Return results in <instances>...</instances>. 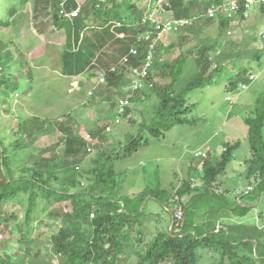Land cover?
<instances>
[{
    "label": "trees",
    "instance_id": "trees-1",
    "mask_svg": "<svg viewBox=\"0 0 264 264\" xmlns=\"http://www.w3.org/2000/svg\"><path fill=\"white\" fill-rule=\"evenodd\" d=\"M30 1L32 0H0V45L4 51L7 39L1 29L10 27L13 16ZM85 1L90 6L80 9L86 16H82L79 11L71 20L65 15L79 8L74 0L46 1L54 28L62 31L65 36V44L59 56L61 67H69L71 58H75L79 65L84 57L94 56L104 45L121 44L124 56L137 44L138 35L155 32L150 26L149 16L155 11L157 0H150L152 5L143 10L138 8L134 0ZM212 1L195 0L183 4L176 0L170 4L169 10L176 19L187 18L192 15L191 10L197 3H202L204 11ZM215 22L207 20L206 24ZM217 26L220 35L226 34L230 28L229 23L222 19L217 22ZM183 30L186 29H180L178 33ZM120 35H124L123 38H119ZM9 44L15 47L12 41ZM208 51L214 52V45H203L199 48V71L183 88L176 91L178 76L181 75L187 58L180 56L171 65L160 58L156 49L154 69L165 71L163 78L168 77L170 83L163 86L150 76L154 85L148 91L154 93L159 102L149 124L141 123L136 136H130L119 150L107 151L102 148L101 140L88 142L83 135L68 134L61 143L39 151L35 145L37 137H47L63 128L64 123L56 119L21 117L20 122L10 128V141L7 130L1 128L0 229L5 224L9 225L11 235L15 234L18 238V247L3 249L0 252V264H52V260L57 261L55 264H118L122 256L125 260L132 259V264H197L199 250H207L212 257L216 256L215 264H264L263 257H259L264 254L255 256L253 252V243L256 242L250 237L252 230L242 225L224 223L227 218H244L249 213V203L264 193V100L256 102L245 120L251 155L245 162L248 165L245 178L253 186L252 195L238 201L229 195L228 190L220 189L221 178L231 163L233 152L240 146L239 141L227 145L219 158L210 154L202 159L201 170L197 176H188L176 190H171L173 193L169 196L164 197L165 190L159 188L151 192L142 191L131 197H118L116 193L118 180L114 163L126 160L147 148L152 139H164L174 127L187 124L185 116L192 108L187 105V94L213 84L216 77L227 70L225 65L218 63V58L211 61ZM145 52L144 47L140 46L138 56L131 57L130 65L140 64L146 57ZM263 52L259 51V55H254L255 60ZM18 54L20 58L13 59L14 62H25L24 54L20 51ZM213 61L217 64L209 74ZM24 64L27 61L22 66ZM26 69L27 72H23V75L29 81L28 88L31 91L33 72L37 68L27 64ZM0 70L3 95L1 104L4 109L10 105L9 102L18 91L23 99H28L26 87H16L14 74H8L5 65ZM62 72L65 73L64 70ZM85 73H88L89 78L95 77L94 70L78 75L83 76ZM249 76L247 69L235 70V78L225 84L224 90L228 93L238 89L239 84L246 85ZM8 82L11 83V97L6 98ZM128 82L121 71L115 69L105 73V83L100 85L119 97L125 95L121 89ZM83 85L84 83H78L77 87L82 88ZM140 96L141 93H135L132 102ZM130 111L131 108H128L126 115H130ZM98 130L101 131L99 128H92L88 136L101 139V134H96ZM88 148L91 152L87 151ZM148 196L169 210L172 225L170 231H157L149 242H144L143 227L146 221H143L146 212L145 207L142 212L140 208ZM176 197L182 214L179 224L175 218L176 212L171 208V202ZM11 207L21 208V218L14 214L16 212L9 215L11 210L8 211V208ZM210 209L215 210L216 218L208 228L205 221L200 222V215ZM91 213H94V218H90ZM43 215L57 227V233L51 236V248L48 250L50 255L47 256L42 254L40 237L31 236L34 224L44 221ZM258 248L259 244H256V250Z\"/></svg>",
    "mask_w": 264,
    "mask_h": 264
},
{
    "label": "rangeland",
    "instance_id": "rangeland-1",
    "mask_svg": "<svg viewBox=\"0 0 264 264\" xmlns=\"http://www.w3.org/2000/svg\"><path fill=\"white\" fill-rule=\"evenodd\" d=\"M74 1L79 8L84 9L89 5L85 0ZM134 2L142 10L152 5L150 0H134ZM196 5L191 10L192 15L203 13L202 3L199 2ZM156 6L160 8L156 3L154 9ZM22 11L24 12L20 13V18L14 17L13 33L11 30L1 29V31L4 32L6 39H14L15 44L23 47V49L21 47V49L15 48L20 52L24 51L25 62L15 61L17 64L14 62L13 59L19 60L20 55L13 54L11 45L7 43L5 51L0 45V67L5 65L6 72L14 74L17 88L26 87L28 99H23L20 91H18L9 102L10 105L4 109L1 104L3 95L0 86V133H2L1 128L6 129L10 141V128L18 124L21 117L39 116L43 119H56L64 123L61 131H56L47 137H37L35 145L39 151L61 143L68 134H80L86 138L91 134L92 128H99L101 131H96V134H101L102 138L91 137V140L93 142L101 140L102 148L111 151L119 150L121 145L127 143L130 136H136L141 123L149 124L155 106L159 102L158 97L149 91L141 94V99L138 98L132 102L128 119L121 120L117 125L113 124L116 117L118 95H114L115 92L111 93L105 86L100 85L99 74H105L120 64L123 50L121 44L104 45L99 53L89 58L84 57L79 65L76 64L75 58H71L69 67L64 68L59 63V56L61 48L65 44V36L62 31H56L54 28L48 6L45 5L44 0H36L35 2L32 0ZM80 12H82V16H86V13L81 9ZM151 14L154 16L153 19L160 21L173 18L170 10H163L160 13H153L152 11ZM206 22H195L192 27L183 30L181 33L177 32L178 34L173 33L164 36L156 44L160 58L171 65H174V61L180 59V56L187 58L181 75L178 76L176 91L183 88L185 83L199 71L197 51L203 45H214L215 51H208L210 60L218 58V63L225 65L227 70L218 75L213 84L195 89L187 94V105L192 106L189 110L190 113L185 116L187 124L174 127L165 135L164 139H152L147 148L126 160H119L114 163L118 180L116 189L118 197H127L142 189L151 192L156 188L165 190L164 197L169 196L170 193H173L171 190H176L181 182L188 179L189 159L194 160V162L202 161L208 156L204 154L208 150L222 155L226 146L233 142L239 141L240 146L233 152L231 163L227 168H232L234 169L233 172H236L240 170V164L243 160L248 161L251 158L247 140L248 127L245 120L256 106V102L264 100V52L259 59L255 60L256 57L254 56L259 55V51H264L258 39V34L263 28V22L254 7L250 8V19L239 22L237 26L232 27L230 36L224 33L220 35L217 23L206 24ZM26 61L27 64L37 68L33 72L31 91L28 88L29 81L27 82L25 75H23V72H27V64L22 66V63H26ZM213 62H211L212 67L208 71L209 74L216 67V61ZM239 68L249 70L253 80L246 83L245 89H241L242 85L239 84L238 89L227 93L224 86L230 79L235 78V70ZM63 70L65 73L62 72ZM91 70L95 72L94 78H89L88 73L83 76L78 75L87 71L91 72ZM163 72L165 71L155 68L151 76L155 82L165 86L170 83V79L168 77L163 78ZM78 83H84L83 87L78 88ZM10 86L11 83L8 82L6 98L11 97ZM108 126L111 127V131L109 133L103 132ZM144 134L148 135V132ZM262 137L264 139V126ZM207 139L210 141H208L207 146H204ZM93 153L94 150H92ZM196 153H202L204 157L195 156ZM210 154L216 157L215 154ZM144 163H147L146 166ZM190 173L192 174V172ZM251 183L254 184V181L251 180ZM225 185L229 187H223L222 190H228L229 195L231 197L233 195L235 198L234 188L243 191L248 185V181L246 178L240 177L228 181ZM153 187L155 188L153 189ZM164 200L165 198L163 202H165ZM171 204L173 212L178 214L181 208L178 197ZM161 206L159 203L149 201L145 207L146 214L143 222L155 221L153 218H150L153 221L148 220L149 214L155 213L154 211L158 212L157 224L161 222L160 218L164 217L165 220H168L170 215ZM249 207V213L244 218H236V223L232 224L242 225L252 230L250 237L256 242L253 243V252L255 256H259L261 253L264 254V193H261L258 199L250 202ZM13 209L16 208H8V211L11 210L9 215L16 212L14 214L21 218V208L17 207L16 210L12 211ZM43 216V222L37 221L34 224L31 236L40 237L42 254L47 256L50 255L48 250L51 248V236L57 233V227L55 223L45 219V215ZM154 217L156 218V216ZM215 218V210L210 209L205 214L200 215V222L205 221L204 224L210 228ZM37 220H39V212ZM224 223L231 224L227 221ZM151 238L147 233L143 236L144 242H149ZM17 240L15 234L14 236L11 235L10 226L3 225L0 229V252L3 249L17 248ZM256 244H259L257 250ZM198 256L197 264L217 263V257H212V254L207 250H199ZM259 257H263L262 260L264 261V255ZM131 260H125L122 256L119 263L132 264ZM55 263L57 261L52 260V264Z\"/></svg>",
    "mask_w": 264,
    "mask_h": 264
},
{
    "label": "built area",
    "instance_id": "built-area-1",
    "mask_svg": "<svg viewBox=\"0 0 264 264\" xmlns=\"http://www.w3.org/2000/svg\"><path fill=\"white\" fill-rule=\"evenodd\" d=\"M176 0H157L156 3L160 8H157L155 12H163V10H169V6L172 2ZM183 4H189L195 0H180ZM254 7L259 13L262 22L263 28H261L258 39L261 46L264 48V0H213L208 4L203 13L191 15L187 18H172L165 21H160L159 19H153L154 16L151 14L149 16L150 26L154 28L155 32H146L140 34L136 38V45L130 48L128 54L124 55L120 59V64L112 69H119L121 73L128 79V85L121 89L122 93H125L124 96H119L117 98L116 106V117L113 121L114 125H117L121 120H126L130 117L129 114L126 115V110L132 106V97L135 93H141L150 90L153 88L154 82L150 79L152 72L154 70L155 58L154 54L156 52V45L162 38L166 35L177 33L180 29H188L194 25L195 22L199 21H221L225 20L229 23V29L226 32L228 36L232 34V27L237 26L239 22L248 21L250 19V8ZM80 8H77L71 13L66 14L65 16L68 19H73L77 16ZM143 23H146V20H143ZM119 26V24H117ZM124 35H120L119 38H123ZM139 44V45H138ZM138 45V46H137ZM143 46L145 49L146 57L138 65H130V59L138 56L139 47ZM253 77L249 76V81H252ZM99 82L101 84L105 83V74H99ZM245 85L240 87L244 88ZM230 100V98H227ZM111 127L108 126L105 128V133H109ZM86 140L91 142V138L86 136ZM88 152H91V149L88 148ZM195 156L204 157L202 153H196ZM253 191L251 186H248L245 190L240 191L236 190L235 197L239 200L240 198L245 197ZM90 218H94V213L90 214ZM177 223L179 224L182 221L181 211L178 214H175Z\"/></svg>",
    "mask_w": 264,
    "mask_h": 264
},
{
    "label": "crops",
    "instance_id": "crops-1",
    "mask_svg": "<svg viewBox=\"0 0 264 264\" xmlns=\"http://www.w3.org/2000/svg\"><path fill=\"white\" fill-rule=\"evenodd\" d=\"M46 1L47 0H44V3H45V5L47 6V4H46ZM25 7V6H24ZM23 7V8H24ZM23 8H21L14 16H13V18L11 19V25H10V27H8L6 30H11V33H13V23H14V19L16 18L15 16H18V18H20L19 17V15H20V13H22V12H24V11H22V9ZM72 12V11H71ZM71 12H69V13H71ZM68 14V13H67ZM173 16V15H172ZM15 17V18H14ZM215 23H217V22H215ZM7 37H8V35H7ZM9 41H12L14 44H15V41H14V39H7V43H9ZM15 47H18V49H23V47L22 46H18L17 44H15ZM13 45H11V48H12V50H15L16 48H15ZM263 48V47H262ZM264 49V48H263ZM18 50L16 49L15 50V55H17L18 54ZM21 52H23V54H25L24 53V51L22 50ZM27 52V51H26ZM219 52V51H218ZM25 56V55H24ZM123 56V55H122ZM153 73H154V70H153ZM140 99H141V97H140ZM115 113H116V111H115ZM207 142L204 144V146H207L208 145V141H210V139H207L206 140ZM213 153V154H215L216 155V157H220L221 155H219V154H217V153H215V152H213V151H211V150H208V151H206L204 154L206 155H210V153ZM246 160V159H245ZM245 160H243L242 162H241V164H240V170H238V171H236V172H233V170L234 169H232V168H227V170H226V172H225V174H224V176L221 178V181H220V185H221V187H220V189L222 190L223 189V187L224 188H227V187H229L228 185H225V183H227L228 181H230V180H236V179H238V178H240V177H243V178H245V172H246V164H245ZM188 163L190 164V166H189V168H188V170H189V174H188V176H197V174H198V172L201 170L200 169V165H201V161H197V162H194V160H192V159H189L188 160ZM146 164L147 163H144V165L146 166ZM230 169H231V171H230ZM196 171V172H195ZM190 172H193L192 174L190 173ZM181 184H182V182H181ZM248 186H251V187H253L250 183H248V185L246 186V188L248 187ZM155 187H153V189H154ZM245 188V189H246ZM236 190H238L236 187L234 188V191H236ZM142 191H147L146 189H142V190H138V191H136L135 193H133V194H131V195H129V196H127V197H131V196H133V195H135V194H138V193H140V192H142ZM223 191V190H222ZM232 197H233V195H232ZM146 200V203H145V206L144 207H146V205L148 204V202L149 201H152V202H155V203H158L155 199H151V197L149 196L147 199H145ZM142 206V205H141ZM250 206H252V205H250ZM162 207V206H161ZM164 208V207H163ZM141 209V208H140ZM168 213H169V215H170V217H168V220H165V218L163 217V218H160L161 219V222L159 223V224H157V219H158V212H156V211H154L155 213H151V215L149 214V220H152V219H150V218H153L155 221H153V222H151V223H144V227H143V234L145 235V233H147L148 235H150L151 237L152 236H154L156 233H157V231H166V230H168V231H170L171 230V225H172V220H171V218H172V215L170 214V212H169V210H167L166 208H164ZM164 211V210H163ZM165 212V211H164ZM154 216H156V218L154 217ZM228 222V223H236V218H234V217H231L230 218V220H228V218L226 219V220H224V222ZM157 225V226H156ZM153 226H155V228H153ZM134 240H136V238H135V236H134ZM119 261H120V259H119ZM119 261H118V264H120L119 263Z\"/></svg>",
    "mask_w": 264,
    "mask_h": 264
},
{
    "label": "water",
    "instance_id": "water-1",
    "mask_svg": "<svg viewBox=\"0 0 264 264\" xmlns=\"http://www.w3.org/2000/svg\"><path fill=\"white\" fill-rule=\"evenodd\" d=\"M145 203H146V200H144V202L142 203V206H141V209H140V212H142L144 206H145Z\"/></svg>",
    "mask_w": 264,
    "mask_h": 264
},
{
    "label": "clouds",
    "instance_id": "clouds-1",
    "mask_svg": "<svg viewBox=\"0 0 264 264\" xmlns=\"http://www.w3.org/2000/svg\"><path fill=\"white\" fill-rule=\"evenodd\" d=\"M235 192V191H234ZM236 198V197H235ZM237 199V198H236ZM238 200V199H237ZM239 201V200H238Z\"/></svg>",
    "mask_w": 264,
    "mask_h": 264
}]
</instances>
